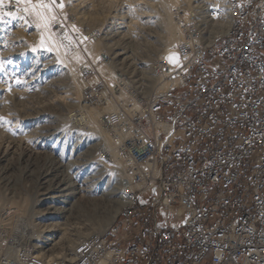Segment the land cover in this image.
Masks as SVG:
<instances>
[{"label": "built area", "instance_id": "1", "mask_svg": "<svg viewBox=\"0 0 264 264\" xmlns=\"http://www.w3.org/2000/svg\"><path fill=\"white\" fill-rule=\"evenodd\" d=\"M172 13L178 61L141 65L161 85L139 106L116 97L100 121L115 158L98 159L130 177L127 206L68 258H39L26 236H8L0 264H264V0H210L184 21L183 7ZM83 79L93 99L104 82L89 69ZM115 80L114 93L127 89Z\"/></svg>", "mask_w": 264, "mask_h": 264}, {"label": "bare ground", "instance_id": "2", "mask_svg": "<svg viewBox=\"0 0 264 264\" xmlns=\"http://www.w3.org/2000/svg\"><path fill=\"white\" fill-rule=\"evenodd\" d=\"M180 1L185 2V0H124L127 5H120L119 10L109 12L104 18L83 20L84 24L93 25L91 28L100 26L99 30L102 34L105 30L111 31L110 29L118 30L119 32L115 34L119 36L124 32L123 35H126L129 42L124 41V44L118 47L119 49L110 51L106 56L107 63H112L115 68L95 65V46L81 43L83 39L91 40L89 35L92 33L90 32H80L78 43L64 29L63 32L57 34L58 38H52L54 42L47 39L48 42L42 45L44 50L38 54V45L43 38L36 31L28 34L31 28L29 24L23 23L24 20L19 19V14L14 22L3 20V25H8L0 27V170L5 171L8 158L15 154V148L21 144L27 153L26 157L35 159L50 154V151L55 149L54 140L65 144L68 141L71 127L76 134L75 139L78 138L79 133L84 136L73 146L70 153L65 152V147L60 148L59 166L55 168L49 166L43 177L44 186L41 198L28 195L21 200L22 206L31 201V211L37 212V217H35L37 221L41 219L39 221L41 223H36V228L40 230L37 232L32 229L28 219H20L21 221L16 219L21 222H16L21 227L17 229L14 226L18 230L16 233V230L7 232V230L0 229V235H3L0 242L4 243L9 238L8 236L15 237L21 242L23 239L20 240V238L26 236L25 242L32 247V253L37 257L68 258L74 245L90 236H101V232L105 233L113 224L120 208L127 206L125 192L130 187V179L123 173L120 174V171L117 172L120 174L119 177L114 169L115 173L98 167L101 166L99 165L101 159H98L101 151L115 158L113 142L100 126V121L116 109V97H122L133 105L139 106L150 97L151 92L155 91L154 87L160 82L152 84V79L146 74L147 69H141L140 66H148L155 58L167 60L166 58L170 55L178 56V47L182 37L179 27L172 20V12L182 7L183 4L178 6ZM208 1L210 0H194L193 2L196 5H204ZM10 2L11 0H8L6 5L8 6ZM31 2L34 5L42 3L40 0H31ZM73 6L77 8L78 4ZM38 11H41L45 17L49 15L48 9H38ZM33 16L37 27L42 26L40 23L45 19L35 14ZM182 20H185V15ZM3 21L0 20V23ZM135 24L148 25V29L157 30L153 32L155 36H152L155 44L145 43L139 48L143 61H134L130 58L132 51L128 50V44L133 42L131 37H133L132 30ZM110 33H104V36L97 39L105 41L107 45H116L114 38L118 36ZM52 42L57 47L55 51L51 49ZM116 50L117 52H114ZM86 69L92 70L95 81L104 82L95 94H91L93 99L87 95L86 84L80 78ZM54 78L58 79V84L54 85L59 96L52 90ZM116 78L121 80L122 86L127 89L119 88L118 93H114L111 87L113 83H116ZM38 90L49 100L53 98L54 103L58 102L57 114L37 109L27 114L21 109L23 104H30V100L38 94ZM82 91L85 94L84 105L80 100ZM54 103L51 102V106ZM90 106L95 108H90ZM81 134L79 136H82ZM85 135L88 137L93 135L95 138L85 140ZM90 142L93 144L90 145ZM92 152L96 154V162ZM100 163L103 166L104 161L101 160ZM113 164L121 167L119 161L113 160ZM83 167L89 169L91 177L79 187L80 184H76L78 178L76 182L72 181V178L78 175V171H81ZM53 172L60 174L57 179L61 181L51 186V180L46 177L51 176ZM112 173L117 177L110 179L109 176H113ZM90 192L94 193L93 196ZM83 196L87 199L92 198L88 200L93 202L92 204L97 203L96 199L101 204L107 201V204L101 205L99 211L95 207L88 211L87 207L83 209L78 202L75 204L76 200ZM2 199L0 195V204ZM34 203L36 205H33ZM35 206L42 208L34 210ZM3 210L0 211V216L4 215ZM94 229L97 232L94 233ZM34 232L35 235H33ZM10 250L11 247L8 246L7 251Z\"/></svg>", "mask_w": 264, "mask_h": 264}, {"label": "rangeland", "instance_id": "3", "mask_svg": "<svg viewBox=\"0 0 264 264\" xmlns=\"http://www.w3.org/2000/svg\"><path fill=\"white\" fill-rule=\"evenodd\" d=\"M193 1L194 0H187V1L185 0V2H181V1L179 2L178 6L183 4L182 7H184L183 13H180V16H182V19H183V16L185 15V20H186L187 13H188L189 9L196 4ZM40 2H42L43 4L51 5L52 11L49 12V15L46 16L47 22L44 20L42 23H40V24H42V26L39 25V28L37 27L35 17L33 16L32 13L23 12V11H20L18 13L19 19L24 20L23 23L29 24V26L31 28V29H29V31L27 33L30 34V33H33L34 31H36L39 34V36L41 38H43L39 42V45H38V51H39L38 54H41L42 50H44L42 45L46 44L48 42V40L53 41L52 38L56 37L58 33L63 32L64 29L67 32V34H69L73 38V40H75L78 43H79L78 38H79L80 32H82V33H89L90 32L92 34H90L89 36L90 37L93 36V32L94 33L97 31L100 32V30H99L100 26L98 28H96V27L91 28L93 25L84 24L85 23V22H83L84 19H90V18L92 19V18H97V17L98 18H104L109 12L112 13L115 10H119L120 5H122V4L127 5L126 3H124V0H78V1L77 0H40ZM61 3L64 5V7L62 9L59 7V4H61ZM76 3L78 4L77 8L73 6ZM81 3H82V5L84 3L85 6L84 5L82 6ZM18 7L20 9H23L25 7V5L23 3L17 5L16 1L11 0L10 4L8 6L6 5L4 10L5 11H11V12L12 11L17 12ZM113 7H114V9H112ZM53 16L55 17L54 19L52 18ZM5 18H7V19H5ZM3 20L7 21V22L8 21L14 22L16 19L6 16L1 21H3ZM172 20L174 21L175 24H177V21L175 20L173 13H172ZM4 21L2 23H0V27L8 25V24L3 25ZM44 25H47V27H44ZM135 25H136V26H134L135 31L138 32V36H140V38H137L135 40V39H133V37H131L133 42L128 44V48H129L128 50L132 51L130 53V55H131L130 58L134 59V61L135 60L143 61V58H142L143 55L141 54V51L139 48H141L143 46V44H145V43H150V42H151V44H152V42L154 43L155 40H154V37H152V36L153 35L155 36V34L153 32H157V30H153L151 28L148 29V25H146V26L140 25V24H135ZM87 26H89V27H87ZM177 26H178V24H177ZM143 27H144V29H143ZM145 27H147V29L149 31L152 30L151 33ZM48 29H49L48 32H50V33L47 32ZM110 30H112V29H110ZM51 33H52V36H51ZM123 34H124V32H123ZM123 34L114 38V41H116L115 42L116 45H109V44L107 45V44H105V41L98 40L97 38L95 40H92V38H91V40L83 39V41H81V43H83L84 45L85 44H92V46L93 45L95 46V54H94L95 55L94 56L95 61H94V63L96 66H105V67L110 66V67L115 68V65H113L112 63L108 64L107 60H106V62L103 61L102 64H98L97 60L101 57V55L102 56L104 55L106 57L110 51H113L115 49H119L124 44L123 43L124 41L129 42L126 39L127 37H125L126 35H123ZM56 38H58V37H56ZM55 46L56 45H54V43H53L52 48H51L53 51H55L57 49V47H55ZM114 52H117V50ZM56 72L59 73L58 71H56ZM56 78H58V77H56ZM56 78L53 79L54 83L52 85L53 86L52 90H54L56 92L57 96H59L60 94L57 93L58 91H57V88L55 87V85L58 84L57 81L60 78H58V79H56ZM80 78H81V80H83L85 82V84H86L85 87L87 88L88 84L83 79L82 75ZM87 81H88V83L91 82L90 79ZM85 89H84V91H85ZM39 90H38V94H35L33 96V98L30 100L31 101L30 104L29 103L23 104L21 109L25 110L24 112H26L27 114L33 110H36V109L37 110H45V111H49L51 113L57 114L58 113V108H57L58 102L54 103V101H52L53 98L49 100ZM84 91H82L83 94L82 93L80 94V100H81L83 105L85 104ZM44 97H45V99H44ZM51 102L54 103V104H52L53 106H51ZM90 108H95V107L90 106ZM70 129H71V131L68 134V137H69L68 141L65 142V144H63V142H60V141L58 142L57 140H54L53 141V147L55 149H53V151L51 150L50 154H48V155L47 154L45 156L42 155V156H39L38 158H35V159L33 157L31 159V158L26 157L27 153L23 149L24 147H22L23 144H21V146H17L15 148V154H13L12 157L8 158L9 160L7 161V163L5 165V171L3 169L0 170V195L3 198L1 201V204H0V211L2 209H4L5 212L11 213L6 217L0 216V229L7 230V232H8V230H11L13 232L16 230L15 231V233H16L18 231L17 229H19L21 227L20 224L18 226V224H16V222L21 223L20 221L22 219H28L30 225L32 226V229L37 230V232H38V230H40L39 228L38 229L36 228V223H41V222H39V221H41V219L38 221L36 220L35 217H37L36 216L37 212L31 211V206H32L31 201H30V203L26 202L22 206L21 200L25 196H28V195H29V197L38 196V198H39L41 196V194H43V186H44L43 185V182H44L43 177H44L45 172L47 171V168L49 166H52L53 168L59 166V160L60 159L58 157V153L60 151V148L65 147V152L70 153L71 150L73 149V146L76 145L78 142H80V138L84 136V134L82 135L81 133H79V135L81 134L82 136L78 135V138L75 139L74 137L76 136V134L74 133L72 127ZM85 136H86L85 140L95 138L93 135H89V137L87 135H85ZM55 142H57L56 145H54ZM92 144H93V142H90V145H92ZM3 146H5V144H3ZM53 147H51V148H53ZM92 154H93L94 161L96 162L97 161L96 160V154L93 152H92ZM104 164H105V166H104ZM106 164H107V166H106ZM110 164H112V163L104 162L103 166H102V163L99 162V165H101V166H98V167L103 168L104 171L107 170L108 172H113L115 170L116 173H115V171H114V173L118 176L119 173L117 174V170L115 168V167H117V165H114V164L110 165ZM105 167L106 168L108 167V169H106ZM80 170L81 171H78L79 172L78 175H75L74 178H72V181H74V182H76V179L78 178L77 183H76L77 185L80 183L83 184L84 181H88L89 178L91 177V173L87 167H83V169H80ZM1 171H2V173H1ZM74 173H75V171L73 172V175H74ZM114 173H112L113 176L112 175L109 176L110 179H114L117 177V176H115ZM122 173L130 179V177L126 173H124V172H122ZM120 174H119V177H120ZM57 176H60V174L53 172L51 174V176L46 177L47 179L51 180L50 181L51 186H53L54 184L61 181V180L57 179ZM90 193L89 194L93 196L94 193H92V192H90ZM87 196H88V194H87ZM94 197H96V196H94ZM91 199H87L86 196L85 197L83 196L82 198L80 197L78 200H76L75 204L79 203L83 207V209H86V207H87L88 211H90L91 208H93V207H95L96 210L101 209V205L107 204V201H104V203L101 204L98 199H96L97 203L95 202L94 204H92L93 202L88 201ZM148 201H149V197L147 195L143 196L140 199V202H148ZM33 205H36V203H34ZM40 207L41 206H35L34 210H40L39 209ZM121 209L122 208H120V211H121ZM75 210H77V209H75ZM77 211H79V210H77ZM97 214L99 215L100 213H97ZM16 219L17 220L21 219V220L17 221ZM1 222H2V224H1ZM3 222L4 223L10 222L11 225H10V223L4 224ZM12 224H13V226H12ZM14 226L17 227V229ZM31 226H30V228H31ZM93 232L95 233L97 231L94 229ZM35 234L36 233L34 232L33 235H35ZM39 234H41V232H39ZM91 234H93V233H91ZM102 234H104V233L101 232L100 235H102ZM33 243H35V241H33Z\"/></svg>", "mask_w": 264, "mask_h": 264}, {"label": "snow or ice", "instance_id": "4", "mask_svg": "<svg viewBox=\"0 0 264 264\" xmlns=\"http://www.w3.org/2000/svg\"><path fill=\"white\" fill-rule=\"evenodd\" d=\"M8 3V0H0V20H2L4 17H12L16 18L18 13L20 11L23 12H28V13H33L39 18L45 19L47 22V17L44 16V14L41 11H38V9H48L49 12L52 11V6L40 3L38 5L32 4L31 0H16L17 5L23 3L25 7L23 9H20L19 7L17 8V12H11V11H5L6 4ZM59 7L62 9L64 5L61 3L59 4ZM53 19L55 18L54 16L52 17ZM35 50V49H34ZM169 63H176L178 61V56L176 55H170L166 58Z\"/></svg>", "mask_w": 264, "mask_h": 264}]
</instances>
